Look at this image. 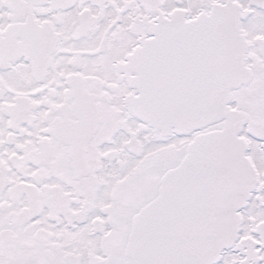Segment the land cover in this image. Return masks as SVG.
<instances>
[{"label":"snow or ice","instance_id":"6c2138e0","mask_svg":"<svg viewBox=\"0 0 264 264\" xmlns=\"http://www.w3.org/2000/svg\"><path fill=\"white\" fill-rule=\"evenodd\" d=\"M0 264H264V0H0Z\"/></svg>","mask_w":264,"mask_h":264}]
</instances>
